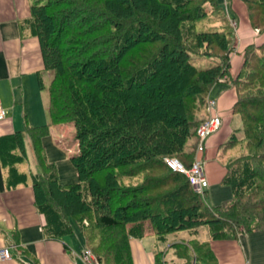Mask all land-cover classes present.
I'll return each instance as SVG.
<instances>
[{
    "label": "trees",
    "instance_id": "trees-1",
    "mask_svg": "<svg viewBox=\"0 0 264 264\" xmlns=\"http://www.w3.org/2000/svg\"><path fill=\"white\" fill-rule=\"evenodd\" d=\"M238 1L248 37L261 39L244 45L234 75L237 17L230 5L229 18L219 0L33 1L26 24L52 72L49 120L72 124L78 144L70 161L79 180L61 184L42 142L49 123L23 131L39 167L30 176L44 238L67 243L76 227L101 264H134L131 239H142L147 228L164 240L207 225L210 240L172 246L184 264H219L211 241L264 232V0ZM202 20L207 26L199 28ZM193 55L215 63L197 67ZM220 81L235 90L231 112L242 133L220 143L216 158L237 143L244 147L223 162L219 184L230 198L207 205L164 159L187 166L194 160L202 107ZM24 159L13 135L0 137L7 189L26 183L18 167Z\"/></svg>",
    "mask_w": 264,
    "mask_h": 264
},
{
    "label": "crops",
    "instance_id": "crops-1",
    "mask_svg": "<svg viewBox=\"0 0 264 264\" xmlns=\"http://www.w3.org/2000/svg\"><path fill=\"white\" fill-rule=\"evenodd\" d=\"M33 1L0 0V102L7 110L6 118L0 122V137H15L18 151L27 159V165L20 166L22 162L18 165L19 170L29 172L26 183L7 189L5 172L0 165V246H7L11 251V259L0 260V264H82L71 254L70 249L75 248L72 241L66 243L44 238V218L34 204L30 174L37 173L39 167L36 161L31 162L28 158L25 137L30 146L31 141L23 131L26 125H43L49 121L48 85L52 72L45 69L39 40L26 24ZM240 33L248 37L250 29H242ZM42 142L48 161L57 167L59 182H77L78 173L70 161V155L76 153L77 148L72 145L68 149L65 146L67 151L61 142L51 136L45 137ZM214 147L213 144L210 150ZM205 169L209 182L205 196L210 197L212 205L229 199V187L219 184L225 171L224 165L214 160L206 163ZM143 238L130 242L133 263L161 264V259L155 261V254L144 246ZM193 241L198 240H185L181 235L176 236L171 244ZM239 241L210 242L219 264H264V232L241 235Z\"/></svg>",
    "mask_w": 264,
    "mask_h": 264
},
{
    "label": "rangeland",
    "instance_id": "rangeland-1",
    "mask_svg": "<svg viewBox=\"0 0 264 264\" xmlns=\"http://www.w3.org/2000/svg\"><path fill=\"white\" fill-rule=\"evenodd\" d=\"M232 1V3H231ZM219 2L221 3V6L223 8V11L225 12V14L230 18L232 16L233 11L230 9V5L232 6L235 15L237 17V19H232V23L235 25H238V30H237V34H236V42H235V49L230 53V57H231V67H230V72L232 75H234L240 64L242 61L241 58V51L244 47L245 44L254 41L258 35L252 36V37H245L243 35L242 38L240 36V31L243 29H248V20L246 18V14H245V10L244 7L242 5L241 2H239L238 0H219ZM209 6H207V10H208ZM236 20V21H235ZM207 20H202L199 23H197V26L199 28H204L207 25ZM206 25V26H204ZM241 28V30H240ZM261 39V38H259ZM258 38L256 39L257 41L259 40ZM192 62L200 68H205L210 66L211 64L215 63V59L212 57H206V56H198V55H193L192 56ZM229 86V85H228ZM225 88V89H224ZM230 90H229V89ZM228 89V91H224V90ZM232 89V90H231ZM223 90V91H222ZM222 91V92H221ZM207 98H213L216 101V105L214 109H208L207 106V102H206V109L202 107V112H201V117H208L211 114H218V116H220L221 120H222V125L220 127V129L213 134V136L207 138L204 142H203V151H201L200 153H195V158H199L204 162V169L206 167V163H209L211 161H219V163L221 165H223L225 161H227V159H231L232 157L236 156L237 154H239L241 152V150H243V145L244 143H237V145H235L234 147H231L230 149H228L224 154V157L222 158V160L217 159L216 155H217V146H219L220 143H222L223 141H225L229 135L235 130L236 133H238L239 137L242 133V123L241 120L239 118V116L237 114H233L231 112V108L232 105L235 101L236 98V93L235 90L233 89V87H227L225 83H215L214 86L212 87L211 91L208 93ZM218 106V107H217ZM49 125H48V136H51L53 140L55 141H59L62 143V145H64V147L66 146L67 148L73 145L74 149L77 148L78 151V144L76 146L75 143V130H74V126L70 123H58V124H52L50 122V120L48 121ZM47 123V124H48ZM25 148L26 151L28 153V158L30 159V161H35L34 160V156H33V151L32 148L30 146L29 140L28 138L25 137ZM214 144V149L210 148L212 147V145ZM65 147V149L68 151V149ZM76 151V153H77ZM75 152V151H74ZM75 154V153H73ZM27 165V159L25 158L23 160V162L20 164V166H25ZM27 169V168H26ZM206 170V169H205ZM26 173L28 174L29 172ZM206 173V172H205ZM209 183V182H208ZM223 187V185H221ZM209 187V185H208ZM220 189V188H218ZM202 201L204 202V204L207 205H212V202L210 197L207 196H203L202 197ZM185 238V240L189 239H196L198 241H208L210 240V236H209V230H208V226H201L199 228V232L198 234H192L189 233L187 231H178L172 234H168L166 236V240L165 241H160L159 239H157V237L155 236V234L149 229L147 228V232L144 239V246L146 248H150L151 251L153 252V254L157 253V252H162L161 255V264H184V260L176 257V255L174 254V249L173 246L171 244V242L176 238V236H181ZM68 240L72 241L75 246L74 249H76L77 252H80L82 249L85 248V243H84V238L82 233L76 228L74 227L73 233L70 235V237H68ZM132 242L133 241H139L138 239H131ZM238 243H240V241H236ZM96 256V255H95ZM100 262V261H99ZM101 263V262H100ZM247 264H249V262H247Z\"/></svg>",
    "mask_w": 264,
    "mask_h": 264
},
{
    "label": "built area",
    "instance_id": "built-area-1",
    "mask_svg": "<svg viewBox=\"0 0 264 264\" xmlns=\"http://www.w3.org/2000/svg\"><path fill=\"white\" fill-rule=\"evenodd\" d=\"M216 101L213 98H207L208 109H214ZM7 110L0 102V122L6 118ZM222 120L218 114H211L203 119L196 128L197 145L196 154L203 151V142L215 134L221 127ZM166 166L174 172L185 175L192 187L194 193L203 197L208 189V179L204 169V162L199 158H194L190 165H185L175 156L164 159ZM73 257L82 264H101L95 254L88 248L77 252L76 249H70ZM11 259V251L7 246H0V260Z\"/></svg>",
    "mask_w": 264,
    "mask_h": 264
}]
</instances>
